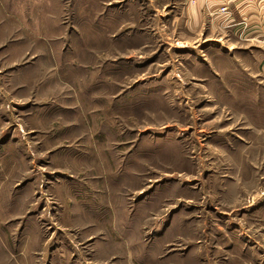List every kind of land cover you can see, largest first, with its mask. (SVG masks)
I'll return each instance as SVG.
<instances>
[{"label":"rangeland","instance_id":"obj_1","mask_svg":"<svg viewBox=\"0 0 264 264\" xmlns=\"http://www.w3.org/2000/svg\"><path fill=\"white\" fill-rule=\"evenodd\" d=\"M111 2L104 18L106 1L0 0V264H199L186 251H230L232 229L264 243L247 214L264 130L250 163L221 144L264 126L231 97V51L151 1Z\"/></svg>","mask_w":264,"mask_h":264},{"label":"crops","instance_id":"obj_2","mask_svg":"<svg viewBox=\"0 0 264 264\" xmlns=\"http://www.w3.org/2000/svg\"><path fill=\"white\" fill-rule=\"evenodd\" d=\"M72 1L76 2V0ZM77 1L87 2V6L91 5L93 10L97 9L101 2L106 1L104 9L107 12L104 14V18L117 15L116 12L118 11L116 10L119 9V6H116L117 4L111 2L113 0ZM146 1H151L150 6L153 10L158 11L157 16L159 17L163 16L160 10L165 9L167 11L166 16H170L173 20L177 21L179 25L177 28L180 32L182 31L181 34H184V39L191 42L198 41L202 47L203 45L207 47L209 43L210 47H217V50H221L222 48L223 51H231L229 53L235 61H222L230 66L232 77L231 97L237 100V102L238 100L239 102H247L249 111L251 112L256 113L255 111H258L259 113V111H262L264 113V0ZM122 5L120 9L122 8V11L127 13L128 8ZM223 7H227L228 10L224 11ZM211 35H216V37ZM228 39L231 41L228 42ZM245 41L246 43H250V45H241ZM209 49L207 51L209 54H218L217 52H219L214 51L212 48ZM240 55L243 58L248 57L252 61H240ZM218 77L221 79L220 84L224 86L225 83L222 80L224 76L220 74ZM257 118L261 121L264 120L261 117ZM246 125L238 128V130H234L232 138H224L225 140L221 142L227 148L237 150L238 164L240 162V154H242L240 145L247 146L248 153L246 154V159L249 163L253 162L252 159L255 156L258 158L257 153L261 152L259 139L256 137L260 130H264V126H256L252 122H248ZM220 134L221 132H219ZM251 169L255 171L253 165H251L250 169L248 168L250 171ZM222 179L223 185L231 187L233 193L239 192L241 181L237 176L223 175ZM233 188H236L237 192L233 191ZM223 190H226L225 187H223ZM253 202L254 204L248 206L249 211L247 213L252 219H250V225L263 226L264 233V198L262 201L260 199L256 201L255 199ZM222 224V226H225L224 223ZM231 235V238H228L224 242V247H230V251H227V249L226 251H216L213 255L211 253H204L202 255L201 253L195 257V255H192L191 250H189L186 251L185 258H197L199 264H207V258L209 259L210 257L223 258L225 264H264V243L257 241L256 233L249 234L252 236H249L251 241L248 238L249 241L247 243H251L249 245L245 242V237L243 238V235L238 231L232 229ZM252 243H256L257 245H253ZM259 247L260 250H258ZM226 257L230 258V260L226 259ZM210 264H213V262ZM216 264H219V262H216Z\"/></svg>","mask_w":264,"mask_h":264},{"label":"built area","instance_id":"obj_3","mask_svg":"<svg viewBox=\"0 0 264 264\" xmlns=\"http://www.w3.org/2000/svg\"><path fill=\"white\" fill-rule=\"evenodd\" d=\"M193 1H195V0H193ZM224 11H227L228 9H227V7H223L222 8Z\"/></svg>","mask_w":264,"mask_h":264}]
</instances>
